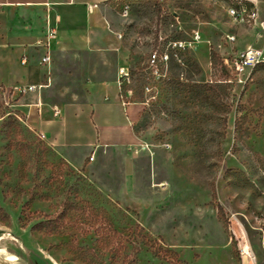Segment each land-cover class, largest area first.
I'll use <instances>...</instances> for the list:
<instances>
[{
  "label": "rangeland",
  "instance_id": "rangeland-1",
  "mask_svg": "<svg viewBox=\"0 0 264 264\" xmlns=\"http://www.w3.org/2000/svg\"><path fill=\"white\" fill-rule=\"evenodd\" d=\"M105 4L136 170L75 167L27 124V82L1 84L0 264H264V0Z\"/></svg>",
  "mask_w": 264,
  "mask_h": 264
},
{
  "label": "crops",
  "instance_id": "crops-1",
  "mask_svg": "<svg viewBox=\"0 0 264 264\" xmlns=\"http://www.w3.org/2000/svg\"><path fill=\"white\" fill-rule=\"evenodd\" d=\"M106 1L0 0V85H40L27 92V124L75 167L115 159L129 177L140 158L128 152L139 138L121 101L132 61ZM49 26L56 37L43 64Z\"/></svg>",
  "mask_w": 264,
  "mask_h": 264
},
{
  "label": "built area",
  "instance_id": "built-area-1",
  "mask_svg": "<svg viewBox=\"0 0 264 264\" xmlns=\"http://www.w3.org/2000/svg\"><path fill=\"white\" fill-rule=\"evenodd\" d=\"M245 11H246V9L239 10L237 8H231L229 10L230 15L232 16V18H234L235 21L243 20L244 19V15H245ZM128 14H129V10L126 7L125 10L123 11V16H128ZM249 17H250V19H253L255 17V15L253 14L252 16H249ZM55 37H56L55 28L49 26L48 29H47L46 36H45V40L43 42V46L45 48V55H44V57L42 59V63L43 64H47L51 60V41L53 39H55ZM119 38H121L120 35H119ZM249 51L250 50H248L246 52V54L248 55L249 58H251V56H249ZM253 52H254V54L252 55L251 59H253L254 56L257 54L254 50H253ZM22 63L23 64L27 63L26 58H23V62ZM259 63H261V62L258 60V64ZM122 73H123V79L125 78V79L128 80L129 79L128 72H123L122 71ZM40 87H41L40 85H29V86H25L23 88V91H25V92L39 91ZM142 149H144V148H142Z\"/></svg>",
  "mask_w": 264,
  "mask_h": 264
},
{
  "label": "bare ground",
  "instance_id": "bare-ground-1",
  "mask_svg": "<svg viewBox=\"0 0 264 264\" xmlns=\"http://www.w3.org/2000/svg\"><path fill=\"white\" fill-rule=\"evenodd\" d=\"M254 54L253 50L249 51V56L252 57V55ZM1 251V250H0ZM3 252V251H2ZM3 264H17L16 263V257L15 256H9L7 257V259L4 261Z\"/></svg>",
  "mask_w": 264,
  "mask_h": 264
}]
</instances>
